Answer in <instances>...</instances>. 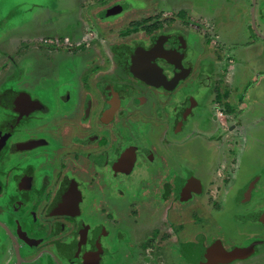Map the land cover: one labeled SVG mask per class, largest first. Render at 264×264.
<instances>
[{"label": "flooded vegetation", "instance_id": "obj_1", "mask_svg": "<svg viewBox=\"0 0 264 264\" xmlns=\"http://www.w3.org/2000/svg\"><path fill=\"white\" fill-rule=\"evenodd\" d=\"M99 1L59 2L43 37L0 17V264H264L237 115L264 80V0H146L114 24Z\"/></svg>", "mask_w": 264, "mask_h": 264}, {"label": "rangeland", "instance_id": "obj_2", "mask_svg": "<svg viewBox=\"0 0 264 264\" xmlns=\"http://www.w3.org/2000/svg\"><path fill=\"white\" fill-rule=\"evenodd\" d=\"M95 1L98 2L99 0ZM113 1L114 0L99 1L102 2V5H104L105 7L113 3H118L122 6V13L108 16L103 19L113 22L112 24L117 22L119 23L122 20L124 21V15L131 12L135 13V10L137 8L144 7L146 2L149 3V1L146 0H116L118 2ZM196 1L200 3V5L198 6H201V3H206V1L204 0ZM59 2L60 0H0V17L5 14H11V19L14 20L13 23L19 24L24 19V11L29 7L32 8L36 6V4L43 5L44 3L48 9L52 10V13H55V11L58 9L55 7V4H58ZM64 2H66V0H64ZM208 3L209 2H207V4ZM212 3H214L216 6V2ZM41 9H43V6L41 7ZM63 13L59 11L56 16L52 14L54 17H51V19L56 21L58 16L62 15ZM27 15H29V13H27ZM191 86L192 89H190L189 92L195 97H202V95L206 91L204 82L202 81H198L196 82V84L193 83ZM246 92L247 95L244 102L246 103L247 107L245 108V110H241L243 111L242 114L241 112L237 114L238 118H240L244 124L241 129L242 134L239 137V148L241 149L240 159L243 164V167H241V169L243 168L241 173L244 174V177H248V175L253 172L252 170H248L247 164L256 162L257 164L261 165L262 163H264V84H258L256 86L254 84H250ZM188 154L192 157V161L198 162V164H200L199 158L201 157V151L198 145L192 143ZM197 167L198 165L195 166L196 169ZM129 187L131 189L133 188L130 185Z\"/></svg>", "mask_w": 264, "mask_h": 264}, {"label": "crops", "instance_id": "obj_3", "mask_svg": "<svg viewBox=\"0 0 264 264\" xmlns=\"http://www.w3.org/2000/svg\"><path fill=\"white\" fill-rule=\"evenodd\" d=\"M60 3H65V2H64V0H62V1L60 0ZM42 6H43V9H41ZM55 7H58L57 3L55 4ZM39 8H40V10H39ZM48 10H50L51 12ZM27 13H29V15H27ZM51 15H52V10L48 9L44 3H43V5L36 4V6H34L32 8L29 7L28 9H26L23 13L24 19L21 21V22H23L22 28L20 30L17 29L18 33H19L17 35V40L27 38V37L31 36L32 34H34L32 32H36V31H40L38 33V36L43 37V20L45 19V17H46V19L50 18ZM19 24H17V25H19ZM27 33L31 34V35H28ZM15 43H17V42L15 41L14 45H15ZM217 63H218V61H217ZM217 63H216V65H217ZM255 70L256 71L253 74H251L252 79L248 82V84H247L248 86H250V84H254L255 86L259 84L258 83L259 82L258 76L262 72L259 71V68H255ZM232 78L233 77L229 75L228 80L232 81ZM261 84H264V80L262 81ZM245 92H246V90H244L243 95L238 96V97H246L247 92H246V94H245Z\"/></svg>", "mask_w": 264, "mask_h": 264}, {"label": "water", "instance_id": "obj_4", "mask_svg": "<svg viewBox=\"0 0 264 264\" xmlns=\"http://www.w3.org/2000/svg\"><path fill=\"white\" fill-rule=\"evenodd\" d=\"M113 9H109L108 11H107V15L109 16V15H113V14H116V13H118V11H112ZM135 52V50H128V49H126V50H124L123 52H122V54H123V56L124 57H126V55H129V54H131V53H134ZM137 55H138V52H135ZM148 55H150V54H148ZM128 63H129V59H128ZM134 64V60H132V65ZM152 67V66H151ZM153 68V67H152ZM152 68L150 69L147 65H145V64H142L141 66H140V70H144V71H146L147 73H148V75H149V77L147 78V81H152V82H154V81H156V82H158L157 80H156V78L155 77H152L151 75H150V72H151V74H154L153 73V71H152ZM154 76V75H153ZM154 78H155V80H154ZM159 79V78H158ZM243 250L241 251V250H239V251H237V250H235V251H231V252H227V253H224L223 255H222V257H221V259H219L218 261L217 260H215V258H216V254H214V252H212L211 250H209L208 251V253H209V257H208V262H211V263H216V262H223V263H228V262H230V261H232V260H234V259H236V258H241L242 257V255H243Z\"/></svg>", "mask_w": 264, "mask_h": 264}]
</instances>
